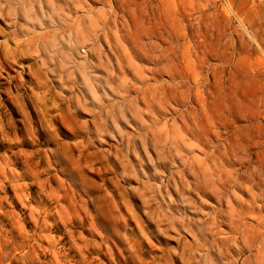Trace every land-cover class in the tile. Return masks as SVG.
<instances>
[{
  "label": "rangeland",
  "instance_id": "rangeland-1",
  "mask_svg": "<svg viewBox=\"0 0 264 264\" xmlns=\"http://www.w3.org/2000/svg\"><path fill=\"white\" fill-rule=\"evenodd\" d=\"M0 264H264V0H0Z\"/></svg>",
  "mask_w": 264,
  "mask_h": 264
}]
</instances>
